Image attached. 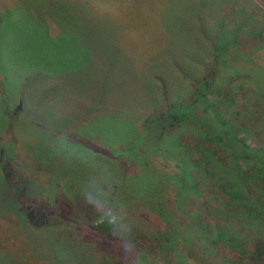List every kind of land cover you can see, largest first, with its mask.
Returning <instances> with one entry per match:
<instances>
[{
	"label": "rangeland",
	"instance_id": "1",
	"mask_svg": "<svg viewBox=\"0 0 264 264\" xmlns=\"http://www.w3.org/2000/svg\"><path fill=\"white\" fill-rule=\"evenodd\" d=\"M108 1L0 0V264L96 263L118 239L131 264L220 257L208 259L185 217L219 203V157L229 149L205 155L198 131L172 119L168 106L195 100L181 71L214 70L210 49L219 35L217 51L244 60L217 65L226 74L202 113H222L219 123L206 119L220 128L230 119L242 125L237 112L257 96L245 74L264 69V0H151L147 14L125 9L116 19L103 16L104 3L115 10L124 0ZM169 37L174 44L164 52ZM159 53L161 64L152 61ZM164 70L168 104L153 77ZM242 128L223 132L237 142ZM28 206L47 208L44 224L29 219ZM245 219L239 238L264 231V217Z\"/></svg>",
	"mask_w": 264,
	"mask_h": 264
},
{
	"label": "trees",
	"instance_id": "2",
	"mask_svg": "<svg viewBox=\"0 0 264 264\" xmlns=\"http://www.w3.org/2000/svg\"><path fill=\"white\" fill-rule=\"evenodd\" d=\"M164 2L165 0H162V4ZM116 3V0L108 1V4L112 6ZM123 3L122 8H116L115 10L108 9L107 3H104L106 4L104 9L106 13L102 12L103 16H113L116 19V13H123L125 9L128 11L139 10L145 15L148 13V8L151 7L150 5L153 4L151 0H147L144 4L133 0L132 3L135 7L131 6L126 0ZM105 18L107 21L110 20L107 17ZM164 23L167 25L166 19ZM222 28L219 29V27L215 26V29H219V31ZM219 38V35H214L211 43L210 50L212 54L215 53L213 65L216 68H218L217 65L224 68L225 64L231 62L233 66L240 67L241 61L244 60L242 56H239L237 60H233L232 62L228 52L217 51L220 49ZM124 40L129 41L126 37ZM172 44H174V40L169 37V40H165L163 51L166 52ZM228 44L229 42H227ZM163 51L162 54H164ZM162 54L159 53L157 57L152 58V61L161 64L164 61V59H160ZM192 60L196 63L194 59ZM145 62L147 64L149 63L148 60ZM157 68L158 70L162 69L159 66ZM216 68L207 71V73L200 77L195 76V72L182 69L181 74L187 79H190L195 88V100L192 103L180 106L169 107L167 105L172 119L178 121L183 119L188 125L198 131L200 140L208 141L207 143H201L199 140V144H202L205 148L202 151L205 152V155L209 153L211 157L227 151L226 147L229 149L228 154L219 157L224 163L219 174V180L217 181L220 188L219 203L214 207V210L213 208H209L203 211L201 215L194 214L192 218L185 217V224L187 229L197 230L200 236L199 240L202 243L200 249L206 248L208 251L206 253L208 259L211 257L217 259L216 255L220 254L217 261L212 259L215 261L213 264H264V231H255L251 239H248L243 231L241 232L244 238H239V231L236 229L238 227L237 222L241 220L242 216L248 217V220H245L250 224H254L258 218L264 217V87H262L264 83H262L264 69L254 67V69H248L249 72L245 74V77L248 74L245 80L246 82L249 79V83L256 84L254 89L257 90V96H247L246 99L248 100L249 106L245 110L237 112L240 116H238V120L242 122V125L238 126V123L230 119L231 121L228 120L221 123L220 128L214 123H219L222 119V113L220 114L218 110L206 111V115L202 113L204 102L209 100L211 95H213L212 98L217 97L219 88L216 87V83H218L220 78H224L226 74L221 68ZM164 71L157 72L153 76L157 80L153 82L160 94H162V99L165 101L168 100V104L170 101H173V97L171 95L169 96L170 89L166 77L168 70ZM168 74L172 79L178 76L177 74L173 76L170 72ZM245 87H247L246 83ZM256 87L262 88L256 89ZM226 93L231 94V92ZM229 94L223 95V98L230 101ZM209 118L214 123L212 121L208 123L206 119ZM236 127H243L240 132H245V137L238 138L237 142H232L231 138L224 135L223 129L231 131ZM248 138L254 141V145L249 143ZM221 147H225V149ZM188 176L190 175L188 173L185 174V171L180 175L182 181H187ZM181 186L184 188L185 184H181ZM190 202L193 205L197 204L192 201ZM198 203H200V200ZM171 214L173 213L171 212ZM173 216L174 218L177 217L176 215ZM172 220L174 221V219ZM259 224L261 223L258 222L256 225ZM106 245V251H108L106 255L96 263L90 264H131L130 250L126 248L122 240L118 239L113 244L107 243ZM206 255L202 256V259L205 261ZM210 262L212 263L211 260Z\"/></svg>",
	"mask_w": 264,
	"mask_h": 264
},
{
	"label": "flooded vegetation",
	"instance_id": "3",
	"mask_svg": "<svg viewBox=\"0 0 264 264\" xmlns=\"http://www.w3.org/2000/svg\"><path fill=\"white\" fill-rule=\"evenodd\" d=\"M6 174L9 175V172L6 171ZM19 181H21V180H19ZM20 194H21V195H24V192L20 191ZM31 211H34V215H33L34 217H33L32 220L35 221V222H37V223H40L41 220H40L39 216H40V212H41V211H40V210H36V209H34V208H32V207H31V208L26 207V212H27V214H28L29 212H31ZM47 213H48V212H47ZM46 216H47V214H45V221L47 220V219H46Z\"/></svg>",
	"mask_w": 264,
	"mask_h": 264
},
{
	"label": "water",
	"instance_id": "4",
	"mask_svg": "<svg viewBox=\"0 0 264 264\" xmlns=\"http://www.w3.org/2000/svg\"><path fill=\"white\" fill-rule=\"evenodd\" d=\"M28 208H31V206H28ZM40 211L41 212H40L39 218H40L41 222L38 223V224L41 225V224H44L45 223V214L47 212V208L46 207H43ZM27 215H28L29 219L32 220L33 217H34L33 216L34 215V211L29 212Z\"/></svg>",
	"mask_w": 264,
	"mask_h": 264
}]
</instances>
